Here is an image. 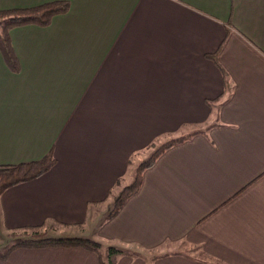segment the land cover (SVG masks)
I'll return each mask as SVG.
<instances>
[{
  "label": "crops",
  "instance_id": "obj_1",
  "mask_svg": "<svg viewBox=\"0 0 264 264\" xmlns=\"http://www.w3.org/2000/svg\"><path fill=\"white\" fill-rule=\"evenodd\" d=\"M67 1L46 26L9 30L19 71L0 51V165L56 160L1 191L0 235L54 223L102 249L200 250L127 252L116 264H264V0ZM186 135L108 217L136 166ZM0 264L100 259L49 245Z\"/></svg>",
  "mask_w": 264,
  "mask_h": 264
},
{
  "label": "trees",
  "instance_id": "obj_2",
  "mask_svg": "<svg viewBox=\"0 0 264 264\" xmlns=\"http://www.w3.org/2000/svg\"><path fill=\"white\" fill-rule=\"evenodd\" d=\"M69 6L70 3L67 0H56L31 7L0 9V51L6 64L12 71H19L20 66L10 42L9 30L15 26L26 24L46 26L50 24L54 15L67 12ZM187 137L188 135L179 136L163 142L136 166L132 181L114 196L113 208L109 212L108 217L115 214L122 204L139 190L144 170L150 167L163 151ZM55 161L50 151L38 160L0 165V193L9 186L44 174L52 167ZM42 227L41 225H37L10 231L11 245L0 251V258L6 257L11 250L18 247H42L49 245L81 246L97 253L100 264H116L115 256L122 253L127 254V252L115 246H109L103 251L101 243L89 237H49L41 232Z\"/></svg>",
  "mask_w": 264,
  "mask_h": 264
},
{
  "label": "rangeland",
  "instance_id": "obj_3",
  "mask_svg": "<svg viewBox=\"0 0 264 264\" xmlns=\"http://www.w3.org/2000/svg\"><path fill=\"white\" fill-rule=\"evenodd\" d=\"M158 146L159 145H156V147H158ZM119 191H116L114 194L116 195ZM112 202H114V199L113 200L109 199V202L106 203V205L108 206V210H110V211L113 208ZM67 230H68L67 228L60 227L59 225H56L54 223H48L47 225H45L41 228V232L45 233L46 236H49V237H65L64 235H66L69 232L70 233L72 232V231H67ZM61 235H63V236H61ZM11 242H12L11 232H8L6 234L4 233L3 235H0V251L3 250L4 248L8 247L9 245H11ZM120 249L124 250L125 252H129V253L133 252L132 257L139 256L142 258H143V256L150 257L154 253H156L157 251H160L163 249H165V251L185 249L186 251H188L192 254H200V250L198 248L188 247L187 245L182 246L180 242H173V243L167 242V243H164L161 247L156 248L155 250H145V249H139L136 247H133V248L132 247H122L121 248V246H120ZM102 250L103 251L105 250L104 247ZM122 255H125V254L122 253L121 255L115 256L114 257L115 261H119L120 256H122ZM146 263L150 264L151 263L150 259Z\"/></svg>",
  "mask_w": 264,
  "mask_h": 264
}]
</instances>
